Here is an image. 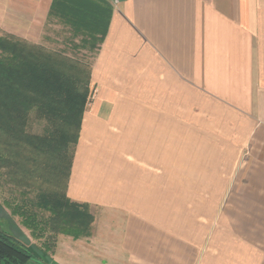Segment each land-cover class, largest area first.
<instances>
[{"label": "crops", "instance_id": "1", "mask_svg": "<svg viewBox=\"0 0 264 264\" xmlns=\"http://www.w3.org/2000/svg\"><path fill=\"white\" fill-rule=\"evenodd\" d=\"M9 1L10 19L31 22L26 32L43 35L57 23L69 33L63 48L90 54L79 59L91 65L94 92L66 195L88 203L94 219L87 236L55 235L49 263L264 264L257 234L215 247L206 240L207 219L178 224L162 213L175 204L162 202V193L176 194L178 141L191 176L193 130L215 128L223 139L229 120L238 154L231 173L221 168L213 176L243 178V192L264 194V0H89L110 9L102 40L75 29L53 9L55 0ZM224 142L203 137L198 144L204 154ZM7 229L29 245L45 239L19 223Z\"/></svg>", "mask_w": 264, "mask_h": 264}, {"label": "trees", "instance_id": "2", "mask_svg": "<svg viewBox=\"0 0 264 264\" xmlns=\"http://www.w3.org/2000/svg\"><path fill=\"white\" fill-rule=\"evenodd\" d=\"M88 1L55 0L53 9L75 29L99 34L102 40L110 9ZM90 79V63L12 33L0 34V170L5 168L10 181L35 191L33 199L6 204L32 237L45 238L27 245L0 225V264H28L38 258L36 252L48 255L58 233L74 238L90 234L94 216L89 204L66 195L83 114L93 93ZM32 112L44 122L40 134L27 130Z\"/></svg>", "mask_w": 264, "mask_h": 264}, {"label": "rangeland", "instance_id": "3", "mask_svg": "<svg viewBox=\"0 0 264 264\" xmlns=\"http://www.w3.org/2000/svg\"><path fill=\"white\" fill-rule=\"evenodd\" d=\"M10 1L0 0V34L10 33L8 30L14 31V34L18 37L39 43L48 49L63 50L68 55L75 56L77 58L88 60L90 56L89 53L82 50H73L71 48H63L64 39L69 37L67 28L64 26H59L57 23H52V26H47L45 28L46 34L41 35L38 32L35 35L30 34V32L25 31V26L30 25L31 22L26 18L10 19L9 10ZM15 26H18L16 28ZM49 37L50 40H47ZM33 39V40H32ZM94 92V90H93ZM93 94L91 96V99ZM229 122V127H232V121ZM226 124V123H225ZM44 126L43 120L37 119L32 112L29 115V122L27 130L34 134H40ZM217 127V123L213 124ZM225 130V142L221 144L218 148L216 146H205L204 154H201V147L198 144L201 138H205L208 143H222V136L218 134L217 129L209 130L208 133L201 132L199 130H193V166L192 175L190 176L188 170L186 169V163L184 161V144L178 141L177 146V178H176V194L162 193V202H174L171 204L170 210H164V213L168 217H176L178 224L188 222L190 219L193 220L192 223L200 219H207V229L206 240L216 247L217 240L218 244H229L232 245L233 242L232 235L236 234H257L258 245L264 248V242L260 236L264 235V194H251L243 192L245 179H239L234 177H216V174L221 168L225 170V173H231L233 170L232 162L234 156L238 154L235 152L234 146L229 145L228 138L232 137L231 129ZM223 135V131L221 132ZM184 136V131L178 130V138ZM210 145V144H209ZM213 150V152H208ZM220 149V154L214 152ZM224 150V152H223ZM248 147H242L240 152L242 155H246ZM201 174H210V176H199ZM189 175V176H188ZM167 180V179H166ZM170 188L173 189L172 178H171ZM164 179H162V190ZM238 190L233 192V190ZM241 190L242 192H240ZM35 196V191L27 190V188H22L17 185L16 182L10 181L7 175L6 169L2 168L0 170V225L3 229L14 228L16 223L20 224V219L15 217H9L10 209L7 207V202L16 201L22 202L23 200L33 199ZM170 213V214H169ZM47 215L44 212V215ZM2 215H7L8 222L4 221ZM16 218V220H15ZM5 223L7 225H5ZM7 226V227H6ZM10 232V231H9ZM205 233V231H204ZM15 237H18L15 233L11 231ZM219 235V238L218 236ZM20 237V236H19ZM21 240L27 243L24 236H21ZM36 252V251H35ZM35 257H38L28 264H50L45 258V255L41 252H36Z\"/></svg>", "mask_w": 264, "mask_h": 264}]
</instances>
